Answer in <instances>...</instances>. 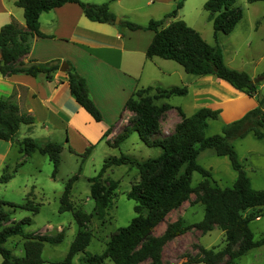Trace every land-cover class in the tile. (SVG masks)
Wrapping results in <instances>:
<instances>
[{"label": "trees", "instance_id": "trees-1", "mask_svg": "<svg viewBox=\"0 0 264 264\" xmlns=\"http://www.w3.org/2000/svg\"><path fill=\"white\" fill-rule=\"evenodd\" d=\"M185 0H178L175 8L167 12L161 19H150L147 25L122 19L119 24L130 29H150L153 37L146 48L147 58L159 56L170 59L182 66L185 72L194 75L213 74L227 81L234 88L250 96L257 94L260 82L264 80V69L255 77L246 71L229 67L223 59L217 45L207 42L199 31L189 26L183 19L176 18L168 23V17H175ZM237 0H206L203 8L212 21L213 34L230 33L243 16L242 9L236 5ZM264 0H247L256 2ZM65 2H77L85 16L89 19L114 23L116 14L108 3H90L81 0H16L23 8L24 26L11 20L0 27V73L10 75L26 73L38 75L44 73L47 78L59 68L58 61L38 62L30 59L27 62L20 58L27 54L33 36H45L39 30V15L42 11L60 6ZM69 89L75 100L96 121L101 120V112L88 93L85 79L72 66L66 70ZM186 85L170 87L147 86L137 88L125 101V109L131 112L127 124L110 143L118 146L131 131H136L147 146H158V155L145 160L132 158L124 153L110 155L103 159L100 169L88 178L90 197L94 206L88 213L74 207L71 193L78 172L68 177L64 183L59 201V211H72L78 229L70 243L68 252L62 260L71 264L72 258L83 251L89 244L92 232L88 226L91 218L102 219L107 213L116 194L118 180L106 174L109 168L120 164L136 167L139 178L131 184L126 196L134 200L135 215L127 225L119 226L109 235L106 247L100 254H92L84 259L88 264H104L110 259L114 264H164L162 250L166 242L191 228H198L205 233L217 227L224 234L225 244L221 248L199 246L198 253L188 256L181 264L203 262L204 264H233L236 259L249 249L263 245L264 236L254 238L249 223L264 216V189L254 188L242 162L238 159L232 140L244 137L252 132L264 141V94L257 104L241 117L223 124L221 131L206 134L211 120L219 117V108L202 106L186 115L177 106L167 101L157 103L159 99H167L173 95H185ZM176 108L180 120L169 133L160 129V119L166 111ZM32 115L21 112L14 95L0 98V139L13 140L25 157L34 152L47 155L52 163L51 176L55 178L60 164L63 145L56 141L41 144L31 137L15 139L19 126L31 124ZM108 134V133H105ZM93 145L88 146L80 155L90 153ZM211 148L219 156H227L236 177L230 186H217L210 183V170L197 162L201 150ZM73 152V151H72ZM14 171V170H13ZM199 172L204 178L196 186L191 185L192 172ZM10 173L3 172L2 181L7 180ZM196 194L197 201L203 204V217L198 222L184 223L181 219L168 223L165 230L154 235V228L173 209L178 208ZM34 194L30 189L22 202L15 203L0 198V264H41L43 244L58 243L64 237V230L55 234L30 233L25 225L31 218L18 221L11 219L10 209L23 208L38 212L39 203H34ZM22 236L23 253L14 254L4 243L12 236Z\"/></svg>", "mask_w": 264, "mask_h": 264}, {"label": "crops", "instance_id": "crops-1", "mask_svg": "<svg viewBox=\"0 0 264 264\" xmlns=\"http://www.w3.org/2000/svg\"><path fill=\"white\" fill-rule=\"evenodd\" d=\"M81 1L108 3L109 9L119 17V21L123 17L132 21L129 15L136 13L141 17L143 22L140 23L143 26L147 25L150 19H161L169 11L165 8L166 12L161 17L152 8L156 4L167 3L166 0H143L145 7L139 0ZM176 1L171 0L172 3ZM178 16L177 12L175 17H168L165 22L168 23ZM11 20L24 26L23 8L16 4V0H0V27ZM38 20L39 30L45 36H33L29 52L20 59L24 62L35 59L41 63L58 61L59 65L66 61L68 67L72 66L85 79L89 96L101 112V120H94L75 100L69 89L66 71L57 69L52 72L50 78L44 73L35 76L26 73H0V98L14 95L19 110L34 118L31 124L22 123L19 126L15 133L16 140L31 137L41 144L56 141L63 145L62 151L66 147L78 154L90 145H93L90 153L101 144L110 146L111 138L117 133V127L127 124L131 115L124 107L127 98L137 88H166L177 85L169 78L177 74L183 79L181 84H185L188 89L184 96L190 98V112L186 114L183 111L186 115L202 106L220 109L219 119L211 120L207 127L214 125L211 130L213 133L220 132L224 123L241 117L253 108L264 94V80L258 85L257 94L250 96L213 74L186 75L187 72L182 66L175 61L173 63V60L159 56L147 58L145 52L154 34L152 30L130 29L119 24V21L107 23L89 19L77 2H65L42 11ZM237 25L238 23L229 34L236 30ZM252 28L254 32L260 33L264 28V14L255 18ZM218 38L219 35L214 37L212 44L221 49L224 62L229 67L246 71L251 77L259 73L256 64L264 58V33L257 35L258 51L255 48L240 51L236 47L224 45ZM251 44L252 39L249 37L246 46L250 47ZM241 62L248 67L240 65ZM216 122L220 123L215 128ZM171 131L163 130L164 133ZM261 141L263 143H260ZM256 142L255 148L247 150L239 160L244 165L252 186L264 189V141L257 138ZM19 152L16 142L0 139V176L3 172L11 174L5 181L0 179V192L6 193V190L12 187L9 184L20 172ZM20 180L17 191L24 195L23 199L30 189L35 196L39 187L34 174L29 173L25 179ZM8 201L15 202L10 199ZM262 208L264 210V206Z\"/></svg>", "mask_w": 264, "mask_h": 264}, {"label": "rangeland", "instance_id": "rangeland-1", "mask_svg": "<svg viewBox=\"0 0 264 264\" xmlns=\"http://www.w3.org/2000/svg\"><path fill=\"white\" fill-rule=\"evenodd\" d=\"M166 1L167 3L156 4L152 7L155 9L156 14H160L161 17L165 14L164 12H166L165 8L171 11L176 6L175 2L172 3L171 0ZM205 1L206 0H185L183 6L178 10L179 16L177 18L183 19L189 26L199 31L207 42L212 44L214 42L213 26L212 21L208 18L207 11L203 8ZM144 2L143 0H139V3L145 7ZM236 5H238L243 12V16L238 22L236 30L232 34L217 32V35H219L218 39L220 42H223L224 45L236 47L240 51L243 49L247 51L252 48L258 51L256 48L257 43H259L257 35L263 34L264 28L260 33H256L252 26L255 18L264 14V1L251 3L247 2V0H237ZM129 16H131L132 22L134 20H137L134 22L138 24L143 22L141 21V17H139V15L137 16L136 13L130 14ZM116 17L118 16L116 15ZM123 19H126V17H123ZM249 37L252 39L250 47L246 46ZM256 56H260V54H256ZM173 63L175 62L173 61ZM242 64L245 65L241 62L240 65ZM245 66L248 67V65ZM256 68L258 71L260 70L259 72L264 69V58L256 64ZM186 75L190 74L186 73ZM169 78L171 82L177 85H185L181 84V80L183 79H181L178 74ZM162 100L163 99H159L156 102L160 103ZM167 102L175 107L179 106L182 110L184 109L183 111H185L186 114L191 110L189 106V96L173 95L167 99ZM178 119H180V116L176 108L166 111L160 119L161 131L163 132V130L166 129L173 130ZM219 123L220 122H216L215 128ZM120 128L121 126L117 127V133L120 131ZM213 128L214 125L207 128L206 134L213 133V131H211ZM112 139L113 138H111V140ZM256 141L257 138L252 132H248L244 137L237 138L234 142L232 141L238 159L250 148H255L257 145ZM260 143L263 142L261 141ZM160 151L161 149L158 146H147L144 144L136 131H131L129 136L120 142L118 146H106L101 144L94 148L92 153H88L84 156L71 152L65 147L60 154L61 160L55 178L51 176L53 166L47 155L36 152L34 155L31 154L25 157L24 153L19 152L20 161L18 162V168L20 172L9 184L12 185V189L9 187L6 193L0 192V198L7 201L10 199L15 201V203L22 202L24 195L20 193L21 191H17V185H19L18 181H21L20 179H25L26 175H29V173L34 174L36 184L39 187L37 191H35L36 193L34 196V203H39L38 212L31 213V211L23 208L10 209L11 219L18 221L22 218L30 217L31 220L29 224L25 225V231L30 233L39 232L42 234H55L60 229H63L64 237L62 241L58 243L45 242L43 244L41 257L44 262L41 264H65L62 260L66 256L70 243L78 229L72 211H59L58 209L60 204L59 198L68 177L78 172V177L73 182L71 200L73 201L74 207H79L90 213L93 210L94 202L90 197L88 178L94 176L98 172L105 157L124 153L141 161L158 155ZM211 151L213 150L209 148L201 150L197 162L210 170L209 179L211 184L220 187L230 186L235 179L236 171L232 168L227 156H219ZM106 174L119 182L116 194L113 197V202L108 209V213L102 219L96 218L95 215L91 218L88 224L92 232L91 240L83 251H80L72 258L71 264H88V262L84 260L86 256L102 253L106 247V242L109 239L110 233L119 226L127 225L136 214L133 209L135 204L134 200L126 196L131 184L139 178L136 167L130 166L129 164L115 165L111 170L107 171ZM203 178L204 177L199 172L193 171L191 185L196 186ZM203 211V204L197 201L196 194L193 192L187 201L178 208L171 210L165 216L154 228L153 234H161L168 223L174 222L177 219H181L184 223L198 222L203 217ZM249 227L254 238L264 236V216L252 220L249 223ZM23 241L24 238L22 236L16 235L10 237L4 245L14 254L20 255L22 254ZM224 244V234L222 230L217 227L205 233L201 232L198 228H191L166 242L162 250V260L164 264H181L188 256H193L195 253H198L199 246L206 248L213 246L221 248ZM147 262L148 261H144L140 264H146ZM104 264L114 263L107 258ZM188 264L204 263L197 262ZM233 264H264V245L249 249L236 259Z\"/></svg>", "mask_w": 264, "mask_h": 264}, {"label": "water", "instance_id": "water-1", "mask_svg": "<svg viewBox=\"0 0 264 264\" xmlns=\"http://www.w3.org/2000/svg\"><path fill=\"white\" fill-rule=\"evenodd\" d=\"M119 21V18L118 17H116L115 18V22H118ZM67 68H68V65H67V62L66 61H62L61 63H60V65H59V71H66L67 70Z\"/></svg>", "mask_w": 264, "mask_h": 264}]
</instances>
